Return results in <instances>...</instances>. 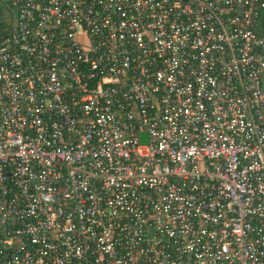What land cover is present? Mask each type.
I'll use <instances>...</instances> for the list:
<instances>
[{
	"label": "built area",
	"instance_id": "2783aa9c",
	"mask_svg": "<svg viewBox=\"0 0 264 264\" xmlns=\"http://www.w3.org/2000/svg\"><path fill=\"white\" fill-rule=\"evenodd\" d=\"M0 264H264V0H0Z\"/></svg>",
	"mask_w": 264,
	"mask_h": 264
},
{
	"label": "water",
	"instance_id": "95a60500",
	"mask_svg": "<svg viewBox=\"0 0 264 264\" xmlns=\"http://www.w3.org/2000/svg\"><path fill=\"white\" fill-rule=\"evenodd\" d=\"M145 135V133H141V136H144Z\"/></svg>",
	"mask_w": 264,
	"mask_h": 264
}]
</instances>
